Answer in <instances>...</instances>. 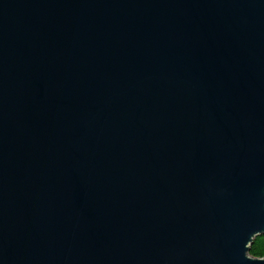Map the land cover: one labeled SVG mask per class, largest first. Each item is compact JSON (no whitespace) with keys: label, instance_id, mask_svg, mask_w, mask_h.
<instances>
[{"label":"water","instance_id":"water-1","mask_svg":"<svg viewBox=\"0 0 264 264\" xmlns=\"http://www.w3.org/2000/svg\"><path fill=\"white\" fill-rule=\"evenodd\" d=\"M264 0H0V264H264Z\"/></svg>","mask_w":264,"mask_h":264},{"label":"trees","instance_id":"trees-1","mask_svg":"<svg viewBox=\"0 0 264 264\" xmlns=\"http://www.w3.org/2000/svg\"><path fill=\"white\" fill-rule=\"evenodd\" d=\"M248 254L254 258H264V233L253 238Z\"/></svg>","mask_w":264,"mask_h":264}]
</instances>
